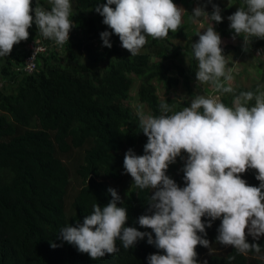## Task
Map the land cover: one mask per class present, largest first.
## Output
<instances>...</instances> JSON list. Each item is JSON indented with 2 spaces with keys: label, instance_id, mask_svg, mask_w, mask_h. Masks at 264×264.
<instances>
[{
  "label": "trees",
  "instance_id": "obj_1",
  "mask_svg": "<svg viewBox=\"0 0 264 264\" xmlns=\"http://www.w3.org/2000/svg\"><path fill=\"white\" fill-rule=\"evenodd\" d=\"M188 1L175 0L178 5ZM70 2L74 27L69 42L59 46L40 35L33 24L29 38L14 45L8 57L0 58V264H149L148 256L161 250L149 245L147 237L129 249L117 241L119 250L114 255L93 260L62 241L58 233L66 224L82 222L93 204H107L111 200L109 187L117 189L123 198L127 226L151 231L140 227L137 219L151 214L147 203L151 190L131 186L132 178L123 168L126 151L132 148L143 155L147 142L127 100L137 82L138 104L146 106L150 114H160L161 101L173 111L189 106L188 101H179L170 94L181 89L189 99L196 96L198 62L191 46L199 36L189 14L178 32L170 31L163 40L149 37L140 53L130 56L115 34L110 37L111 48L102 46L100 33L110 29L94 9L106 0ZM213 3L219 4L224 18L214 22L215 30L223 38L233 37L227 17L242 0ZM41 4L49 7L46 0ZM205 4L211 13L213 5L206 0H192L187 11L192 13L195 7ZM181 38L186 39L184 45L174 43L173 39ZM32 41H46L49 48L38 56L36 72L26 74L22 67ZM259 41L264 44V40ZM222 47L225 55L233 52L237 56L241 49L228 43ZM256 87L236 90L255 91ZM212 88L208 84L207 94L214 91ZM161 91L163 99L158 95ZM221 100L230 105L232 96L223 95ZM183 175L182 169L174 178L181 187L185 186ZM242 178L250 185L260 183L252 169ZM203 219L207 222L208 217ZM220 223L217 219L206 228L211 252L198 245L199 261L264 264L255 252L244 256L234 247L216 242ZM247 239L259 243V255L264 256V236L258 241L251 235ZM53 242L58 247L52 248ZM229 256L235 259L229 261Z\"/></svg>",
  "mask_w": 264,
  "mask_h": 264
},
{
  "label": "clouds",
  "instance_id": "obj_2",
  "mask_svg": "<svg viewBox=\"0 0 264 264\" xmlns=\"http://www.w3.org/2000/svg\"><path fill=\"white\" fill-rule=\"evenodd\" d=\"M46 2L47 8L35 0L33 8V0H0V58L8 57L14 45L29 38L33 24L40 35L59 46L70 41L74 27L70 0ZM206 3L213 5L211 13L206 4L198 5L191 16L193 22L202 17L208 20L207 26L200 25L206 31H198L199 39L191 46L198 62L197 86L211 84L216 93L231 94V104L215 95H196L189 106L178 111L166 101L160 102L159 115L137 109L138 127L147 142L143 155L132 148L126 151L123 168L132 178L131 186L151 190L147 202L151 214L137 218L140 227L151 231L127 226L123 198L109 187L111 200L107 204H93L82 222L66 224L58 233L62 241L93 260L114 255L119 250L117 241L129 249L147 237L149 245L161 250L148 256L149 264H207L197 259L196 249L201 245L211 252L206 228L217 219L221 223L216 242L232 246L244 256L255 252L264 260L259 255L261 245L247 239L251 235L258 241L264 236V85H257L255 91L237 92L233 87V69L227 67L223 41L213 24L224 19L221 8L213 0ZM94 10L110 29L100 33L102 46L111 48L110 37L115 34L130 56L138 55L149 37L163 40L170 31L178 32L184 15L175 0H106ZM227 19L233 40L243 37L245 52L253 38L264 39V0H242ZM183 153L187 155L185 186L181 187L167 170ZM249 169L255 170L258 186L242 178ZM204 217H208L207 222ZM51 247L58 245L53 242Z\"/></svg>",
  "mask_w": 264,
  "mask_h": 264
},
{
  "label": "rangeland",
  "instance_id": "obj_3",
  "mask_svg": "<svg viewBox=\"0 0 264 264\" xmlns=\"http://www.w3.org/2000/svg\"><path fill=\"white\" fill-rule=\"evenodd\" d=\"M195 3V2H194ZM192 4V0H189L187 3L185 4H180L179 6L182 7L184 9V15H183V21L186 20V17L187 15L191 14L192 16V13H188V8L189 6ZM186 12V14H185ZM191 20V19H190ZM191 24H193V27L196 29V31H200L201 30V27L200 25L203 24H207V19H203V22H193L191 20ZM206 26V25H205ZM203 31V29L201 30ZM188 37V36H187ZM186 39H173L174 43L175 44H181V45H184V42H185ZM235 42H233L231 40V42H228V44H231L233 45ZM39 49V46L36 47ZM262 47L260 48V52H262ZM232 57V56H231ZM227 58V57H226ZM228 60V58H227ZM251 63L253 68L257 71H255L253 68H251L250 70L244 72L242 75H240V80L237 82L238 84H241L243 85V87L245 88H251L252 86L254 85H264V82L262 80L263 78V74H264V58H261V57H255V58H244L242 56H240V58H238V61L236 63V65H239L240 63ZM255 64L259 67H255ZM184 65H186L184 63ZM258 68H260L261 71L258 70ZM238 70V69H236ZM241 71V70H240ZM137 85L138 83L135 82L134 84V88L132 89V92H131V95H130V98L129 100H127V102H130L131 106H132V109L134 110V113L136 114V111L138 108H143L144 112L145 113H149V110L146 106H140L138 104V101H137ZM197 85V84H196ZM198 87L200 88V90L198 89ZM198 87H195V90H196V95H215L217 96L219 99H222V94L223 93H213V94H206L205 91L203 90L205 88V86H202V85H198ZM235 89H239V86L238 88H235ZM164 91H161V92H158V95H159V98L160 99H163L164 97ZM170 96L178 99L179 101H182V100H185V101H188L189 103L191 102V100L193 99H189L188 97L185 96V93L181 90V89H178L177 92L175 93H171ZM186 153H183L181 157H177V160L175 163L171 164L169 166V169H168V172L167 174L171 177V178H175L183 169V165L185 164L186 160H185V157H186ZM182 166V169H180V167Z\"/></svg>",
  "mask_w": 264,
  "mask_h": 264
},
{
  "label": "crops",
  "instance_id": "obj_4",
  "mask_svg": "<svg viewBox=\"0 0 264 264\" xmlns=\"http://www.w3.org/2000/svg\"><path fill=\"white\" fill-rule=\"evenodd\" d=\"M203 19L204 18L202 17V18L199 19V21L203 22ZM207 24H208V20H207ZM207 24H205V25L207 26ZM213 24H214V22H213ZM203 31H206V29H203ZM221 38H222L223 43H228V42H231V40H232L233 42H235L233 44V46H236V47L240 46L241 47L240 52H239V54H237V56L233 52L230 55L229 54L226 55V57L228 58L227 67L233 69V75H234V80L232 82L233 87L234 88H238V86H239V89H240V88L243 87V85L237 83L240 80V75H242L244 72H246V71L250 70L251 68H253V66H252L251 63L247 64L245 62L244 63L242 62L239 65H236V63L238 61V58H240V56H242L244 58H255V57H258V56L261 57V58H264V44H261L260 43L261 41H259V40H264V39L253 38L250 50L245 52L242 49V44H243V37L242 36L241 37H237L235 40H233L232 37L231 38H223V37H221ZM261 47L263 48L262 52H260V48ZM255 67L257 69V67H259V66H257L255 64ZM236 69H238V70H236ZM258 70L261 71L260 68H258ZM255 71H257V70H255ZM202 86H205V88L203 90L207 94L208 93V84L207 85H202ZM195 87H197V85ZM211 87H212V85H211ZM198 89L200 90L199 87H198ZM213 89L214 88H212V90ZM213 93H215V91H213L211 94H213ZM223 95H226V94H222V96ZM180 169H182V166L180 167Z\"/></svg>",
  "mask_w": 264,
  "mask_h": 264
},
{
  "label": "built area",
  "instance_id": "obj_5",
  "mask_svg": "<svg viewBox=\"0 0 264 264\" xmlns=\"http://www.w3.org/2000/svg\"><path fill=\"white\" fill-rule=\"evenodd\" d=\"M38 46H39V49H38L34 59L31 61L33 53L35 52L36 47H38ZM48 48H49V43H47L46 41L44 43H38V44H36V42H34V41L29 42V55L27 56V58L25 60L24 67H22L23 72L26 74L35 73L37 70V58H38V56L40 54L46 53ZM30 63H31V67H29Z\"/></svg>",
  "mask_w": 264,
  "mask_h": 264
}]
</instances>
